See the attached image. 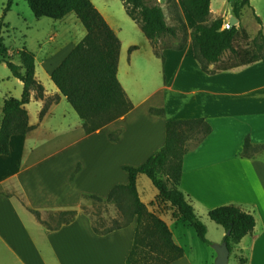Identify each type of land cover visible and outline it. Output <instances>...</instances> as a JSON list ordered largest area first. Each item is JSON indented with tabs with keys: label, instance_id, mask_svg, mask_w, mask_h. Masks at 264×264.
Masks as SVG:
<instances>
[{
	"label": "crops",
	"instance_id": "1",
	"mask_svg": "<svg viewBox=\"0 0 264 264\" xmlns=\"http://www.w3.org/2000/svg\"><path fill=\"white\" fill-rule=\"evenodd\" d=\"M7 1L0 0V20ZM234 1L237 0H211L209 20L232 18ZM250 4L260 19L254 36L247 31L253 40L260 30L264 32V11H259L252 0ZM98 10L119 35V26H113ZM242 10L234 24L238 28L245 27ZM72 13L58 21L71 20L78 25L80 20ZM42 18L35 17L27 0H13L3 19L2 35L12 29L30 31ZM188 19L192 29L195 22L189 14ZM67 34L72 38L70 42L38 60L40 64L36 61V78L44 85L45 95L39 98L33 90L26 104L33 128L26 134L13 135L10 154L0 155V264H128L139 227L138 216L125 227L101 234L95 232L91 218L80 212L70 223L51 230L20 198L41 212L80 208L85 197L92 195L106 199L114 186L128 184L124 166L141 165L165 144L167 120L191 118H205L212 132L184 156L180 190L205 222L212 244L224 241L225 235L218 233L217 227L222 226L209 217L212 208L236 205L251 213L255 227L233 245L230 257L234 255L237 264H264V148L251 156L245 153L247 137L252 148L264 145V62L207 73L194 56L191 38L181 50L164 49L163 58L155 54L145 36L151 45L147 57L152 55L161 64L164 81L151 82L140 91V85L138 90L134 85L140 84L135 57L141 46L132 42L124 46L120 40L118 78L134 108L86 134L79 115L62 124L60 118L67 119L68 111L64 109L59 114L58 109L69 102L51 79L52 71L86 35V29L80 35L71 30ZM5 46L8 52H15L6 43ZM127 47L128 62L124 64ZM14 61L20 63L19 58ZM12 77L20 83L23 93V82ZM11 95L6 91L1 96L0 125L4 100ZM52 96L57 99L41 118L46 99ZM151 108L163 109L164 114H154ZM116 131H120L118 139L111 140L110 134ZM57 138L61 140L52 143ZM135 188L141 202L166 223L173 241L183 250L181 257L167 264L215 263V249L206 248L194 226L161 195L146 174L136 175Z\"/></svg>",
	"mask_w": 264,
	"mask_h": 264
},
{
	"label": "trees",
	"instance_id": "2",
	"mask_svg": "<svg viewBox=\"0 0 264 264\" xmlns=\"http://www.w3.org/2000/svg\"><path fill=\"white\" fill-rule=\"evenodd\" d=\"M164 1L171 9V22H168L165 7L158 2L123 0L127 14L140 25L153 45L156 55L164 58L162 54L164 49L181 50L191 38L194 56L207 73L228 70L258 60L264 62L262 30L253 39V46L241 47L237 45L238 42H248L250 39L247 30L236 25L230 29H222L223 18L209 20L211 0H181L186 12L195 22L191 31L177 11V2ZM27 2L37 18L59 20L74 12L86 29V35L51 73L53 83L83 120L85 133L92 134L131 111L134 104L118 78L121 41L93 2L91 0H27ZM12 3L13 0L7 1L0 20V63H6L12 75L20 79L24 87L20 98L11 96L4 100L0 125V155L10 154V139L13 135L26 134L33 128L26 108L31 99V91H36L39 98H44L45 95L44 85L36 78L35 53L26 48L19 50L17 54L20 63H16L5 46L2 35L3 19ZM246 5L250 6V0L233 2V14L237 19ZM256 19L260 22L258 16ZM164 38L179 39V42L162 45L160 43ZM133 48L135 46L130 49ZM227 51L231 56L224 63L222 56ZM212 63H216L214 68L210 67ZM51 102L46 101L40 112L41 118ZM151 112L164 114V110L159 108H151ZM211 132L212 126L205 118L167 120L165 144L141 165L124 166L129 174L128 184L114 186L105 200L115 202L123 212L126 209V220L115 222L113 227L105 231H99L94 224L93 228L95 232L105 234L125 227L136 216L139 217L135 245L128 264H167L183 255L182 248L173 241L166 223L150 212L139 199L135 188L138 173L146 174L161 195L179 209L182 216L194 226L201 241L212 244L206 236L207 226L196 215L193 206L180 190L184 156L201 144ZM119 133L120 131L111 133L110 139L117 140ZM263 148L264 145L252 148L249 138L245 139L247 156ZM90 197L102 200L95 195ZM20 201L44 227L51 230L70 223L78 214L76 208L61 210L57 215L66 218L56 225H49L42 219L40 210L26 205L22 198ZM209 217L225 229L224 241L227 242L230 252L233 245L252 231L256 224L251 213L243 211L236 205L212 208Z\"/></svg>",
	"mask_w": 264,
	"mask_h": 264
},
{
	"label": "rangeland",
	"instance_id": "3",
	"mask_svg": "<svg viewBox=\"0 0 264 264\" xmlns=\"http://www.w3.org/2000/svg\"><path fill=\"white\" fill-rule=\"evenodd\" d=\"M91 1L93 2V4L97 9L99 8L101 9V11H103V13L107 16V18L109 19V21L112 23L113 26L115 27L119 26L120 30L119 28L117 30L119 33L118 37L120 40L123 41L124 46L129 45L130 42L134 44H139L141 46L140 51L136 52V57H135L136 58L135 66L138 73L136 79L140 81V84L138 82L137 84L134 85V87L138 90L140 85V91H141L142 90L141 88H147V86L151 82L154 81L159 82L162 80L164 81L161 71V64L157 63L152 55L150 59L147 57V51L149 50L150 48L149 46L151 45L150 43L148 44V41H146V37L143 34L140 25L127 15V11L124 7L123 1L122 0H91ZM147 1L151 3L158 2L161 5L163 3V6L165 7V12L167 13L168 22H171L170 19L171 9L164 0H147ZM175 1L177 2L178 13L182 16V18H185L186 20L185 23L188 27V30H190L191 26L189 25V21H188L189 20L188 14L184 9L181 0H175ZM252 4H255L256 8H258L259 11L261 12L264 11V0H252ZM227 11L228 12H226V14L229 15L231 12L229 8ZM72 15L75 18H78L77 15H75L74 13H72ZM14 19H16V17H14ZM242 19H243V24L245 26L244 28L249 32L251 36H254V34L257 32L258 29V20L256 19V14L253 5L250 4V6L243 8ZM40 20L41 21L37 25L33 26V28H31L30 31L26 32L20 29H12L9 32H4L6 45L15 51L13 52L15 54L13 56L14 58L13 60L18 61V54H17L18 51L23 48H26L35 53V55L37 56V60H36L37 64H40L38 60L46 57L53 51L57 50L64 43H68L71 41L70 39L72 38L69 37V35L67 34L69 30L76 32L78 35H80L81 31L83 30L85 31L80 21H78V25H76L71 20H69L68 23H62V21L54 20L48 17H44V19L42 18ZM3 31L4 30L2 29V32ZM57 33H59L58 36ZM252 41L253 40L250 39L248 42L240 41L237 43V45H240L241 47H250L253 46ZM178 42L179 39L164 38L160 44L165 45L169 43H178ZM69 45L70 44H67L66 46L69 47ZM128 51L129 50L127 47V50L123 52L124 64L128 62V54H129ZM8 53L13 54L10 51ZM230 56L231 55L229 51L225 52L222 56V62L226 63ZM123 68L124 67L122 63L121 64L122 72H123ZM6 91H10V93L12 94L11 96L16 97L18 95L17 98L21 97L22 94L20 83H18L16 79L12 77L11 71L6 65V63L4 64V62H1L0 63V100L2 94L5 93ZM47 100L54 101L55 97L54 96L49 97L46 99V101ZM65 104L67 106H61L58 109L59 114L64 109L68 111L67 119L60 118L62 124H65V122L66 123L69 122L68 120H71L72 118H76L75 116L78 115L70 103H65ZM61 137H64V135H61ZM57 140L60 141L61 139L60 138L53 139L52 143ZM76 209H78L77 210L78 213L82 212L87 216H89L93 224L99 231H105L106 229L113 227L115 225V222L118 223L124 222L127 217L126 209L123 212V210L120 209L115 202H107L105 199L96 200L91 197H85V204L82 205L80 208H76ZM59 211L61 210H47L41 212V217L49 225H56L62 219L66 218V217L60 218L57 215V212ZM217 228L219 234H221V232L225 233L222 227H217ZM203 243L205 244V246H207L206 248H210V250L214 249L213 246L214 244H216V243L209 244L205 242ZM229 264H237L234 255H231Z\"/></svg>",
	"mask_w": 264,
	"mask_h": 264
},
{
	"label": "water",
	"instance_id": "4",
	"mask_svg": "<svg viewBox=\"0 0 264 264\" xmlns=\"http://www.w3.org/2000/svg\"><path fill=\"white\" fill-rule=\"evenodd\" d=\"M237 21L235 16H232L231 23L234 25ZM214 249L217 253V257L215 259L214 264H228L230 257V249L226 241H222L221 243L214 244Z\"/></svg>",
	"mask_w": 264,
	"mask_h": 264
},
{
	"label": "built area",
	"instance_id": "5",
	"mask_svg": "<svg viewBox=\"0 0 264 264\" xmlns=\"http://www.w3.org/2000/svg\"><path fill=\"white\" fill-rule=\"evenodd\" d=\"M233 26L231 23V16L228 17L226 21H223L222 29H230Z\"/></svg>",
	"mask_w": 264,
	"mask_h": 264
}]
</instances>
